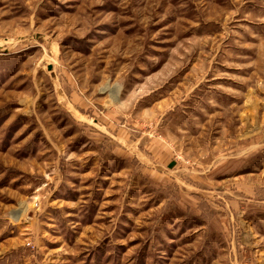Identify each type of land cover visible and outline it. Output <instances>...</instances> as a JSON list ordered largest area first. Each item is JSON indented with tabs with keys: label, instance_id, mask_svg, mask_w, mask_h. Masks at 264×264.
I'll use <instances>...</instances> for the list:
<instances>
[{
	"label": "rangeland",
	"instance_id": "1",
	"mask_svg": "<svg viewBox=\"0 0 264 264\" xmlns=\"http://www.w3.org/2000/svg\"><path fill=\"white\" fill-rule=\"evenodd\" d=\"M0 264H264V0H0Z\"/></svg>",
	"mask_w": 264,
	"mask_h": 264
}]
</instances>
